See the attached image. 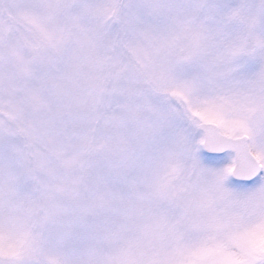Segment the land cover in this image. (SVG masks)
I'll list each match as a JSON object with an SVG mask.
<instances>
[{"label": "snow or ice", "instance_id": "snow-or-ice-1", "mask_svg": "<svg viewBox=\"0 0 264 264\" xmlns=\"http://www.w3.org/2000/svg\"><path fill=\"white\" fill-rule=\"evenodd\" d=\"M0 264H264V0H0Z\"/></svg>", "mask_w": 264, "mask_h": 264}]
</instances>
